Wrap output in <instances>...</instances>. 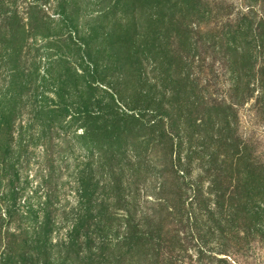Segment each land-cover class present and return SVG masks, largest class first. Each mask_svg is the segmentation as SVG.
Returning <instances> with one entry per match:
<instances>
[{"label":"trees","instance_id":"16d2710c","mask_svg":"<svg viewBox=\"0 0 264 264\" xmlns=\"http://www.w3.org/2000/svg\"><path fill=\"white\" fill-rule=\"evenodd\" d=\"M83 1L0 0V186L24 112L44 132L74 136L87 155L63 240L73 246L94 209L96 173L118 208L124 163L135 179L146 154L158 170L157 213L146 212L145 230L127 215L120 245L139 264H180L181 223L219 217L234 231L233 217L250 211L252 181L264 182L239 114L252 100L264 111V0H241L227 21L218 0H86L85 11ZM216 63L229 83L220 99L195 72L213 75ZM48 227L43 217L34 232Z\"/></svg>","mask_w":264,"mask_h":264},{"label":"rangeland","instance_id":"374dc122","mask_svg":"<svg viewBox=\"0 0 264 264\" xmlns=\"http://www.w3.org/2000/svg\"><path fill=\"white\" fill-rule=\"evenodd\" d=\"M218 1L222 2L223 21L228 16L233 19L246 5L241 0ZM203 51L200 52L206 59ZM44 56L40 73L46 66ZM32 58L31 53L25 56L29 63ZM206 63H212V59H206ZM219 66L216 63L215 73L222 77ZM195 72L203 84L207 78L214 99L225 95L228 76L222 77L220 84L219 77L215 73L208 75L207 69L198 68ZM239 114L240 133L251 143L254 167L260 171V166L264 169V111L255 107L252 100L239 109ZM14 137L16 155L0 186V264H139V255L134 260L126 257L120 241L127 215L132 214L139 229L145 230L146 212L157 213L154 198L158 196L159 182L155 161L144 154V163L135 179L130 175L131 163H124L127 169L122 207L118 208L106 188V177L96 173L99 185L93 197L94 209L89 211L81 243L71 246L63 240L75 221L71 210L78 205L76 174L85 165L87 151L77 144L74 136L64 137L56 130L42 131L26 112L16 121ZM127 156L132 157L131 152ZM197 174L193 172L192 177ZM252 183L250 211L233 217L234 231L230 226L220 225L219 217H201L197 223L184 221L177 227L183 239L174 247L180 264H264V182L258 185L255 179ZM43 217L50 232L35 234L36 222Z\"/></svg>","mask_w":264,"mask_h":264}]
</instances>
